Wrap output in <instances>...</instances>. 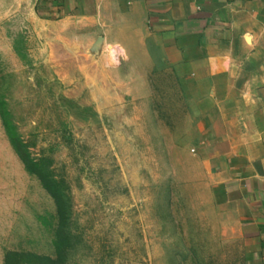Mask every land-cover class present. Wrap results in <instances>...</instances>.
Instances as JSON below:
<instances>
[{
    "label": "rangeland",
    "instance_id": "obj_1",
    "mask_svg": "<svg viewBox=\"0 0 264 264\" xmlns=\"http://www.w3.org/2000/svg\"><path fill=\"white\" fill-rule=\"evenodd\" d=\"M113 38L0 0V264H250L201 184L194 101Z\"/></svg>",
    "mask_w": 264,
    "mask_h": 264
},
{
    "label": "crops",
    "instance_id": "obj_2",
    "mask_svg": "<svg viewBox=\"0 0 264 264\" xmlns=\"http://www.w3.org/2000/svg\"><path fill=\"white\" fill-rule=\"evenodd\" d=\"M33 5L47 21L101 20L114 48L136 49L147 70L163 68L176 80L199 113L192 152L211 205L234 220L248 262L264 264V0Z\"/></svg>",
    "mask_w": 264,
    "mask_h": 264
},
{
    "label": "trees",
    "instance_id": "obj_3",
    "mask_svg": "<svg viewBox=\"0 0 264 264\" xmlns=\"http://www.w3.org/2000/svg\"><path fill=\"white\" fill-rule=\"evenodd\" d=\"M3 118L5 120V126H6V129H7V133L9 135V138L11 140V143L14 147V149L17 151V153L19 154V156L21 157V159L25 162L27 168L29 170H33L35 172H39L37 171V169L33 168L30 166V162L28 160V157H27V152H26V149L24 147V145L21 143V141L16 137V135L14 134L12 128L9 126L7 120H6V117L3 115ZM39 175L41 176V178L43 179V183L44 185L47 187V189L54 195L56 196V193L54 191V188L51 187L50 183H48V181L45 180V178L43 177V175L39 172Z\"/></svg>",
    "mask_w": 264,
    "mask_h": 264
},
{
    "label": "bare ground",
    "instance_id": "obj_4",
    "mask_svg": "<svg viewBox=\"0 0 264 264\" xmlns=\"http://www.w3.org/2000/svg\"><path fill=\"white\" fill-rule=\"evenodd\" d=\"M113 52V51H112Z\"/></svg>",
    "mask_w": 264,
    "mask_h": 264
}]
</instances>
